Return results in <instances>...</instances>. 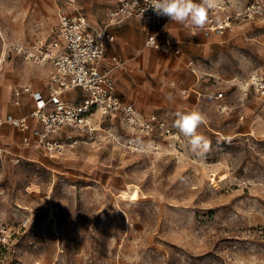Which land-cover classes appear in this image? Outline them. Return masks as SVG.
I'll return each mask as SVG.
<instances>
[{
  "label": "rangeland",
  "instance_id": "rangeland-1",
  "mask_svg": "<svg viewBox=\"0 0 264 264\" xmlns=\"http://www.w3.org/2000/svg\"><path fill=\"white\" fill-rule=\"evenodd\" d=\"M113 1L77 4L101 25ZM63 9L62 0H0V57L7 41L0 83L13 76L8 108L25 75L46 77L12 42L54 35ZM167 19L150 25L159 30ZM141 22L130 50L139 57L147 48V63L125 66L117 90L170 130L139 135L137 144L118 120L105 119L101 140L81 136L50 156L34 145L16 150L18 133L5 129L0 221L10 237L0 264H264V93L240 89L264 67V20L224 35L204 29L199 44L176 42L177 54L147 44L152 27ZM218 91L229 105L223 113ZM193 110L205 118L197 129L210 142L203 153L174 126L177 112Z\"/></svg>",
  "mask_w": 264,
  "mask_h": 264
},
{
  "label": "built area",
  "instance_id": "built-area-1",
  "mask_svg": "<svg viewBox=\"0 0 264 264\" xmlns=\"http://www.w3.org/2000/svg\"><path fill=\"white\" fill-rule=\"evenodd\" d=\"M62 1L65 9L61 12L55 35H38L28 42H12V48L25 60L51 66L46 78L47 94L33 90L29 84L16 86V104H21L24 94H29L36 100V105L29 114L11 113L0 117V128L9 122L24 132L30 131L31 134L23 136L22 142L41 147L50 156L63 153L67 145H75L81 136L101 140L105 119L118 120L132 134L135 143L139 135L152 136L159 131L163 133L164 129L169 131L166 121L157 112L144 114L134 102L124 100L117 93L114 71L124 61L114 54L111 63L104 64L107 41L115 38L109 29L111 26L130 18L159 22L168 17L157 16L151 9L142 13L147 7L145 0H117L107 10V21L95 25L78 6V0ZM209 16L211 22L204 28L208 33L236 32L245 24L264 20V0H225L220 21L217 22L211 13ZM146 41L159 49L173 47L170 41L161 43L155 33L149 34ZM174 51L179 52L180 48L175 47ZM240 89L246 97L251 89L264 93V67L253 68L241 81ZM214 96L218 110L226 112L229 105L224 91H218ZM0 151H8L4 143ZM9 237V226L0 221V247Z\"/></svg>",
  "mask_w": 264,
  "mask_h": 264
},
{
  "label": "crops",
  "instance_id": "crops-1",
  "mask_svg": "<svg viewBox=\"0 0 264 264\" xmlns=\"http://www.w3.org/2000/svg\"><path fill=\"white\" fill-rule=\"evenodd\" d=\"M116 1L117 0H114L113 3L109 7L113 6L116 3ZM136 21H140V20L137 18H130V19L125 20L120 25L111 26L109 28L110 31L115 34V38L113 40L107 41V52H106V56L104 58V64L105 65H109L111 63V57L114 54L118 55L123 61H124V59H126L127 64L123 63L120 67H117L114 71L115 79H116V91L124 100L132 101V102H134V101L126 98V94H123L117 90V85H118V80H119L118 74L123 72V70L125 69V66L135 67L139 63L140 66L143 67L147 63L146 60H147V57L149 55V50L147 48H145L143 50V52H141V54H139V57H138V54L132 53L130 50L131 46L133 45L132 42H135V44L140 42L141 36H140L139 32L137 31ZM104 23H105V21H104ZM104 23H102L101 25H103ZM142 24H144L143 27H152V32L157 35V38L159 41L161 40V43H165L167 41H170V42L173 41L172 42L173 47H171L173 50L175 47H179L181 50L180 45H177L176 42L181 43L182 41H185V43H188L187 45L199 44V43L204 41L205 36H206L204 29L203 30H201V29H195L194 30V29L189 28L186 25H181L177 22L171 21L170 19L169 20L167 19V21H165L163 23V28H161L159 30L156 29L157 24H159L158 22L157 23L154 22L152 25H150V22H146V23H142ZM245 32H246V30L244 31V33ZM212 33L224 35V34H230L232 32H227L224 34L217 33V32H212ZM54 35H55V33H54ZM171 39H172V41H171ZM17 41H19V40H17ZM21 42H27V41H21ZM182 43H184V42H182ZM151 47H153V46H151ZM153 48H156V47H153ZM156 49H159V48H156ZM174 52H175V54H177L180 51L179 52L174 51ZM26 61H28V60H26ZM28 62H31V61H28ZM37 65H40L46 69V77L44 78V80L42 79V76H41V70H39V73L37 70V72L35 74H33V76L25 75L26 77H24V80H25L24 83L31 85L33 90H39V91L43 92V94H47L46 78L48 77V75L50 73L51 66L48 64H45V65L37 64ZM171 66H173V62H171V60H168L166 68L170 69L169 67H171ZM7 74H9V76H7ZM7 74H5V78L0 83V97H1L0 98V117L6 116L7 114H11V113L16 114V115L29 114L31 112V110L34 108V106L36 105V100L32 96H30L29 94H24L21 104H16L14 102V88L16 86L22 85V84H16L14 87H12L11 108H8L6 101L9 98L10 93H11L12 82L10 81V79H13V76L11 73H7ZM155 75H156V73L155 74L151 73V75L148 77L147 81H149L150 79L153 80ZM151 86H153V85L151 84ZM5 90H7L6 94H5ZM152 112H155V111H151L148 113H152ZM5 129H7V130L12 129L18 133L19 138L16 139L17 146H13V147H15L16 150H18V149L20 151L21 150H24V151L28 150V148L24 147V143L22 142V138L26 134H28V135L31 134L30 131L24 132V131L12 126L9 122H6L0 128L2 136H4L3 132L5 131ZM25 145L27 147L32 146V145H27V144H25Z\"/></svg>",
  "mask_w": 264,
  "mask_h": 264
},
{
  "label": "clouds",
  "instance_id": "clouds-1",
  "mask_svg": "<svg viewBox=\"0 0 264 264\" xmlns=\"http://www.w3.org/2000/svg\"><path fill=\"white\" fill-rule=\"evenodd\" d=\"M147 7L142 13L151 9L157 16H166L171 21L186 25L191 29H204L210 22L211 13L217 22L220 21V13L224 11L225 0H145ZM174 126L184 137L188 138L191 150L195 152H206L210 142L197 133L198 127L204 123V116L198 111L187 113L177 112Z\"/></svg>",
  "mask_w": 264,
  "mask_h": 264
},
{
  "label": "bare ground",
  "instance_id": "bare-ground-1",
  "mask_svg": "<svg viewBox=\"0 0 264 264\" xmlns=\"http://www.w3.org/2000/svg\"><path fill=\"white\" fill-rule=\"evenodd\" d=\"M6 48H7V41L5 42L4 51H3V53H2V55L0 57V73H1V71L3 69V67H4V63H5V60H6ZM157 146L161 147V144H157Z\"/></svg>",
  "mask_w": 264,
  "mask_h": 264
}]
</instances>
